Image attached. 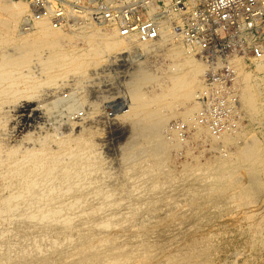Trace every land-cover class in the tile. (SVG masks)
Masks as SVG:
<instances>
[{"label": "bare ground", "instance_id": "obj_1", "mask_svg": "<svg viewBox=\"0 0 264 264\" xmlns=\"http://www.w3.org/2000/svg\"><path fill=\"white\" fill-rule=\"evenodd\" d=\"M162 1L141 41L113 15L62 6L55 25L53 1L0 0V264H264V54L205 81Z\"/></svg>", "mask_w": 264, "mask_h": 264}, {"label": "built area", "instance_id": "obj_2", "mask_svg": "<svg viewBox=\"0 0 264 264\" xmlns=\"http://www.w3.org/2000/svg\"><path fill=\"white\" fill-rule=\"evenodd\" d=\"M50 1L55 4V25L62 17V6H68L76 11L86 10L94 21L113 15V19L119 20L121 24L122 35L137 32L141 41L158 37V20L164 17L162 0H89L87 5H79L71 0H31L30 6L34 14H38L44 11L45 4ZM154 2L160 7L156 18L147 17L146 9ZM170 5L182 20V26L175 25L174 31H182L194 41L199 49L198 56L207 64H213L211 73L204 77L205 81L230 80L231 72L225 63L232 57H243L252 67L251 59L264 54V0H171ZM137 58L142 57L138 55ZM119 67L126 65L122 62ZM121 101V97L117 99V102ZM120 106L116 105L114 109L118 110ZM215 114L223 113L218 110Z\"/></svg>", "mask_w": 264, "mask_h": 264}, {"label": "rangeland", "instance_id": "obj_3", "mask_svg": "<svg viewBox=\"0 0 264 264\" xmlns=\"http://www.w3.org/2000/svg\"><path fill=\"white\" fill-rule=\"evenodd\" d=\"M30 1H31V0H27V3L29 4ZM119 98H120L119 96H117V97H115V98H113V99L109 98V99H108L109 102H108V100H106L105 103L103 104L104 109H105L106 112L109 114V115H104L106 118L112 119V118L114 117V115H111L112 110H113L112 107H114V106H116V105H119V103L117 102V103H111V104H110V102H112V100H114V102H116V101H117L116 99H119ZM115 100H116V101H115ZM109 107H111V109H109ZM223 116H224V115H217V118H221V119H222ZM215 117H216V115H215ZM108 122H109V121H108ZM241 123H243V124L245 125L246 128H248V129L254 131L257 135H262V134H263L262 124H261L259 121H254V120L250 121V120L248 119L247 115H244V116L242 115V117H241ZM108 124H109V123H108ZM112 143H113V142H112Z\"/></svg>", "mask_w": 264, "mask_h": 264}]
</instances>
